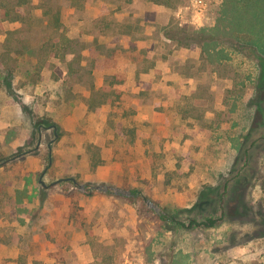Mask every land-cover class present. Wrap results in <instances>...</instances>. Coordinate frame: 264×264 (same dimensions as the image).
Listing matches in <instances>:
<instances>
[{
    "label": "rangeland",
    "instance_id": "obj_1",
    "mask_svg": "<svg viewBox=\"0 0 264 264\" xmlns=\"http://www.w3.org/2000/svg\"><path fill=\"white\" fill-rule=\"evenodd\" d=\"M17 1L0 264H264V0ZM163 207L222 220L177 228Z\"/></svg>",
    "mask_w": 264,
    "mask_h": 264
},
{
    "label": "trees",
    "instance_id": "obj_2",
    "mask_svg": "<svg viewBox=\"0 0 264 264\" xmlns=\"http://www.w3.org/2000/svg\"><path fill=\"white\" fill-rule=\"evenodd\" d=\"M27 1L28 0H18L16 2L15 6L19 7L22 4L27 3ZM0 6H2V5H0ZM3 9H4V13L3 14H4L5 17H7V18H11L12 17V19H18L19 18V15H20L19 13L20 12H17L16 10H14V8H5L4 7ZM52 19H53V21L55 23H57L58 22V15L54 14ZM37 68H38V66H37ZM9 69L10 68L6 69L7 72L9 74H12L10 72L11 70H9ZM49 123H50V121H49ZM245 154L247 155V150H246ZM100 163L101 162L94 161L92 165L96 166V165H98ZM165 182L168 183L169 179L166 180ZM206 188L209 190L210 193H215L216 194V196L218 197V201L217 202L219 204V209L221 207L223 208L222 202H223V199H224V197H225V195H226V193L228 191V183L224 182V183H221V184H219L217 186H206ZM202 191L203 190H201V194H202L201 198H204L206 194H204ZM137 193H138V190H135V189H130L129 190V194L131 196H135ZM157 215H158L160 220L165 221V222H170V223L174 224L177 228H185V229L197 228V227L210 228L211 229V228L217 227L219 225V223L221 222V220H222L221 216H215L214 214H210V212H204L203 216H199L198 214L197 215H190L187 218V220H186V219H182L181 217L179 218L178 216L170 214L166 210L165 207H163L162 210Z\"/></svg>",
    "mask_w": 264,
    "mask_h": 264
},
{
    "label": "water",
    "instance_id": "obj_3",
    "mask_svg": "<svg viewBox=\"0 0 264 264\" xmlns=\"http://www.w3.org/2000/svg\"><path fill=\"white\" fill-rule=\"evenodd\" d=\"M48 149L50 150V144H48ZM50 164H51V155H50V152H49V155H48V164H47V166L44 168V170L41 172L40 177L44 174V172L46 171V169L48 168V166H50ZM64 179H71L72 181L75 182L74 178H64ZM57 181H59V180H57ZM57 181H55V182H57ZM40 182H41V184H42L43 186H48V185H50V184H54V183H55V182H52V183H50V184H45L41 179H40ZM96 188H97V189L102 188L103 190H106V189L108 188V186H106V185H103L102 187H100V186H96ZM111 188H112V187H111ZM113 189H114V191H115L116 193H117V192H124L121 188H118V187H114ZM124 193H125V194H128L127 192H124ZM146 203H147L149 206H151V207H153V208L156 209V207L154 206V204H153L152 201L147 200Z\"/></svg>",
    "mask_w": 264,
    "mask_h": 264
},
{
    "label": "crops",
    "instance_id": "obj_4",
    "mask_svg": "<svg viewBox=\"0 0 264 264\" xmlns=\"http://www.w3.org/2000/svg\"><path fill=\"white\" fill-rule=\"evenodd\" d=\"M51 185V184H50ZM49 186V185H48ZM47 187V186H46Z\"/></svg>",
    "mask_w": 264,
    "mask_h": 264
}]
</instances>
